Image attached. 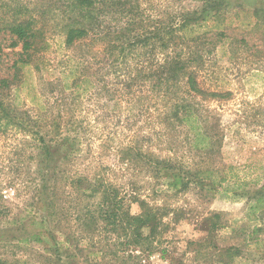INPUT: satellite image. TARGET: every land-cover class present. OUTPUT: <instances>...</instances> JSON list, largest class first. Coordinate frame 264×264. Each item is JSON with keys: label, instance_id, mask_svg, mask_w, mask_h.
Segmentation results:
<instances>
[{"label": "rangeland", "instance_id": "1", "mask_svg": "<svg viewBox=\"0 0 264 264\" xmlns=\"http://www.w3.org/2000/svg\"><path fill=\"white\" fill-rule=\"evenodd\" d=\"M70 2L0 0L1 17L13 18L14 10L22 6L33 17L48 21L46 29L53 35L48 57L55 77L60 76L64 59L63 11ZM215 3L222 4L220 13L186 32V50L198 59L192 71L203 95L182 82L166 87L164 99L160 86L154 100L152 94L129 95L126 78L112 73L124 64L101 70L81 66L77 77L87 76L93 82L89 94L79 99L65 93L64 102L59 93L48 96L51 108L43 113L49 119L62 109L61 117L75 123L70 133L80 139V150L72 163L65 164L64 154L59 153L44 166L39 136L14 129L0 135L1 260L9 264H264V0H113L98 7L108 41L117 35L122 16L134 12L138 17L140 25L130 37L150 40L148 47L134 49L141 56L128 60L149 67L140 78L149 75L146 83L154 87L156 60L149 52L142 56L156 43L160 21L201 18L203 9ZM0 35L1 80L13 72L20 49L9 47V35ZM87 44L74 50L71 65H78V56L89 51L105 50L99 38ZM124 74L135 77L137 71L124 70ZM36 82L38 91L47 90L44 82ZM32 94L28 87L14 90L10 103L29 110L32 117L40 116L29 100ZM193 95L197 97L192 104L198 105L207 133L217 141L211 152L194 150L188 128L174 122V104ZM158 160L170 161L176 171H189L193 182L188 189L170 188ZM49 163L51 171L43 172ZM200 170L212 174L200 180ZM81 176L92 184L103 183L102 190L122 200L124 211L131 206L133 215L154 212L159 233L130 248L129 230L114 232L103 221L102 193L84 196L71 184ZM222 179L226 182L219 184ZM33 235L38 239L20 242Z\"/></svg>", "mask_w": 264, "mask_h": 264}, {"label": "trees", "instance_id": "2", "mask_svg": "<svg viewBox=\"0 0 264 264\" xmlns=\"http://www.w3.org/2000/svg\"><path fill=\"white\" fill-rule=\"evenodd\" d=\"M71 2L66 6L67 9L63 11L65 20L62 23V36H64L63 48L65 50L63 60L61 61L60 76L55 77L54 65L48 57L49 40L53 38V35H49L46 25L48 21L44 16L36 18L33 17L27 11L28 7H19L14 10V17L7 18L0 16V34L9 35L11 40L10 48H19L20 51L17 54V58L13 64V72L8 75L7 78L0 80V135L6 133L10 129L21 131L27 135L39 136V142L41 144V157L44 156L43 165L46 162H52L55 154L63 153V160L65 164H70L77 157L80 150V139L76 135H72L70 125L67 121L68 116L61 117L63 112L58 116L52 118H45L43 113L49 110V99L51 95L60 94L63 102L65 101V93H72V96L76 98L84 97L89 94L92 89L93 82L88 79L87 76H78L77 69L81 66L83 69L98 68V70L104 69L107 65L109 67L117 66V63L124 64L125 68L113 70L112 73H120V79H125L124 88L129 95L133 93L152 94L154 100L155 93L158 92V87L161 90V99H164L165 88L169 85H178L183 83L187 88L193 90L194 93L203 95V92L196 87V80L194 72L192 71V64H196L198 59H193L192 55L187 52V46L189 44L186 32L193 24L201 25L206 23L210 19H214L219 13L221 3L211 4L203 9L201 18H194L189 20L188 18L181 21H160V26L156 32L154 38L156 43L151 50L143 52L142 58H146L148 52L150 56H154L156 60V71L152 75L156 78L157 83L154 87H148L147 77L146 80L140 78L141 74L149 67L144 66L142 61L133 59V62H129L128 57L135 58L141 56L134 50L136 47L146 48L148 47L149 38H142L140 35L130 37V35L136 30L135 26L140 25L138 17L134 12L122 16L119 22V28L117 27V35L108 41V34L104 35L105 23L102 20L104 16L100 12L98 7L103 3L104 8L110 5L113 0H70ZM120 1V0H115ZM125 5V4H124ZM68 10V11H67ZM138 12L136 11V14ZM124 15V13H122ZM200 19V20H199ZM196 20V21H195ZM198 20V21H197ZM192 21L194 23H192ZM46 29V30H45ZM1 36V35H0ZM99 38L104 41L105 50H99L96 53L87 52L81 53L84 55L78 56V65H71L73 60L74 50L82 45H88L89 41ZM200 38H197V42ZM0 45V52L2 51ZM130 47V48H129ZM133 49V50H132ZM130 52L127 55V52ZM143 51V50H142ZM129 62V64L127 63ZM119 65V66H120ZM202 63H199L200 67ZM123 66V65H122ZM137 71L135 77H126L124 70ZM46 72V73H45ZM127 75V73H126ZM38 82H44L47 86V90H37L36 84ZM102 82V81H101ZM140 82V83H139ZM33 92V97H29L33 108L38 109L40 116L32 117L30 111L20 110L10 103V93L14 90L26 89ZM103 87L107 89V84L103 82ZM31 88V89H30ZM50 88V89H49ZM135 95V94H134ZM164 96V97H163ZM160 97V95H159ZM196 95L190 98H184L179 103H175L173 108L174 122L177 127L184 126L188 128V134L193 136V149L200 152H211L215 149L217 141L207 133L201 116L199 114L198 105H193ZM218 97V95H214ZM192 99V100H191ZM62 102V103H63ZM49 106V107H48ZM62 106V105H61ZM197 106V108H196ZM64 109L66 103L62 106ZM68 112V110H67ZM69 114V112H68ZM51 120V121H49ZM166 120V119H165ZM171 121V120H170ZM49 128L48 131H45ZM63 129H66L64 132ZM69 130V131H68ZM54 132L52 137L50 134ZM190 136V135H189ZM53 144V145H52ZM158 164L164 165L165 178L168 180V186L175 191L187 190L188 186L193 181H190L187 174L189 171L178 170L176 171L170 161H157ZM52 163L47 164L46 169L50 170ZM52 173H55L53 171ZM212 172L207 170H200L197 172L198 179L203 180L202 177ZM86 177H79L78 179H72L71 184L77 187V190L82 191L84 196H95L98 193H102L104 197L103 207L104 219L108 226L112 228L114 232L120 230H129L131 239L127 241V245L131 248L142 246L145 241L149 240L152 235L159 233L160 221L157 219V215L148 210V212H142L138 215L131 214V206L128 210H122V200H118V197L109 193L107 190H102L103 183L92 184L85 179ZM226 180L222 179L219 184H223ZM215 186V185H214ZM240 185L238 188H241ZM46 188V187H45ZM44 189V184L41 186ZM234 188L233 190H236ZM55 190V189H54ZM54 194V193H53ZM262 202V199H258V203ZM219 218V215H215ZM219 221L214 223V228L217 227ZM124 225V226H122ZM145 228L148 230L147 235H144ZM125 234V232H124ZM37 238V235L29 236L20 242L27 243L32 239ZM38 239V238H37ZM36 239V240H37ZM40 241V240H38ZM236 251V249H232ZM237 253L234 254L236 258ZM0 264H9L6 261L0 259ZM226 264V263H224Z\"/></svg>", "mask_w": 264, "mask_h": 264}, {"label": "crops", "instance_id": "3", "mask_svg": "<svg viewBox=\"0 0 264 264\" xmlns=\"http://www.w3.org/2000/svg\"><path fill=\"white\" fill-rule=\"evenodd\" d=\"M263 220H264V218H263ZM261 228V227H260ZM264 228V227H263Z\"/></svg>", "mask_w": 264, "mask_h": 264}]
</instances>
